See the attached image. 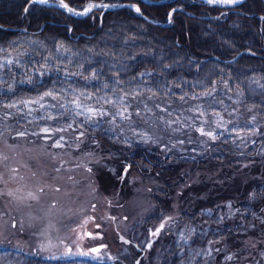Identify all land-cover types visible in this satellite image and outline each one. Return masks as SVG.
I'll return each instance as SVG.
<instances>
[{
    "label": "rangeland",
    "instance_id": "obj_1",
    "mask_svg": "<svg viewBox=\"0 0 264 264\" xmlns=\"http://www.w3.org/2000/svg\"><path fill=\"white\" fill-rule=\"evenodd\" d=\"M191 61V78L156 86L143 70L136 84L98 92L59 78L44 82L57 70L74 73L62 61L30 65L0 49V264H248V251L237 259L219 240L213 210L205 211L209 224L177 218L210 195L226 197L219 205L231 211L247 183L264 180V82L248 67L226 72ZM32 81L40 86L33 95L14 97ZM94 130L154 151L158 172L145 171L149 162L124 160L130 166L117 192L102 193L97 167L113 161ZM219 140L241 152L223 166L204 160L208 143ZM93 203L106 209L109 248L100 260L85 261L69 227ZM257 216L262 231L243 241L255 250L250 264H264V213Z\"/></svg>",
    "mask_w": 264,
    "mask_h": 264
},
{
    "label": "trees",
    "instance_id": "obj_2",
    "mask_svg": "<svg viewBox=\"0 0 264 264\" xmlns=\"http://www.w3.org/2000/svg\"><path fill=\"white\" fill-rule=\"evenodd\" d=\"M63 1L75 9L101 1L111 4L134 3L147 18L161 24L168 23V14L175 7H181L182 10H174L170 23L163 26L152 24L129 7L104 11L99 8L84 18H77L60 9L39 6L29 0H0V49H12L21 63H45L48 66L62 61L65 66L61 68L74 72L64 75L57 70L59 76L51 73L44 77L46 83H54L59 78L60 83L92 91H119L136 84L138 72L149 70L158 86L176 76L191 78L189 68L195 64L192 58L204 60L202 67L207 66V69L214 66L228 72L234 67L242 70L248 67V74L264 82L262 0H246L236 10L222 16V9L218 7L189 0H169L155 4L141 0ZM217 39L220 40L219 46L213 48L211 45ZM246 50L251 53L244 52ZM240 52L243 53L235 61L226 62ZM32 83L14 89V97L34 94L40 86ZM93 133L95 142L100 143L101 151L111 153L113 161L107 159L110 165L101 164L97 167L96 178L100 190L110 192L117 189L119 180L116 175L120 174L124 160L132 163L149 162L150 166L145 171L158 172L154 151L126 145L102 130H94ZM258 140L264 144L263 135ZM211 148L216 151H210ZM238 153H241L240 150L231 147L230 143L210 141L205 150L208 158L204 160H212L223 166L226 159ZM113 165H116V173L110 168ZM263 194L264 180L256 178L238 194L233 210L227 212L223 206L220 207L219 203L226 197L210 195L198 200L191 211L182 210L177 221L188 219L191 224H209L211 222L206 221L208 215L205 211L213 210L218 217L214 218L211 227L219 229V240L226 241L227 249L237 259L242 258L244 261L243 256L248 251L250 255L244 262L250 264L255 250L252 253L246 250L247 245L243 241L253 230L262 231V222L257 213H264ZM180 207L184 208L182 205Z\"/></svg>",
    "mask_w": 264,
    "mask_h": 264
},
{
    "label": "flooded vegetation",
    "instance_id": "obj_3",
    "mask_svg": "<svg viewBox=\"0 0 264 264\" xmlns=\"http://www.w3.org/2000/svg\"><path fill=\"white\" fill-rule=\"evenodd\" d=\"M99 213L100 210L93 203L92 209L88 212H83L78 222L74 225L76 226V232L73 242L76 245L78 253L83 256H93L90 255V247L100 244L105 237L100 231L103 229V225L100 223ZM98 227L100 228L97 229ZM68 251H71V247H68Z\"/></svg>",
    "mask_w": 264,
    "mask_h": 264
},
{
    "label": "water",
    "instance_id": "obj_4",
    "mask_svg": "<svg viewBox=\"0 0 264 264\" xmlns=\"http://www.w3.org/2000/svg\"><path fill=\"white\" fill-rule=\"evenodd\" d=\"M34 2H36L37 4H40V5H48V6H53V7H56V8H59V9H64L68 12H70L73 16H76V17H85L86 15H88L93 9H95L100 3L96 2L94 3L93 5H91L90 7L87 8V11H85L86 9L84 10H76V9H73L71 7H69L67 4L63 3V2H57L55 4H52V3H40L38 2V0H32ZM206 4L208 5H213V6H217V7H220V8H223V9H230V8H234V7H237L242 1H245V0H237V2H234V3H216V2H213V3H209L208 0H204ZM63 5H67V7H63ZM125 6H130V7H134L135 9H140L138 6L136 5H131V4H125ZM113 8V7H111ZM69 9H71V11H69ZM140 16H143L142 13H141V10L139 12H137Z\"/></svg>",
    "mask_w": 264,
    "mask_h": 264
},
{
    "label": "snow or ice",
    "instance_id": "obj_5",
    "mask_svg": "<svg viewBox=\"0 0 264 264\" xmlns=\"http://www.w3.org/2000/svg\"><path fill=\"white\" fill-rule=\"evenodd\" d=\"M38 2H40V3H46L47 0H38ZM208 2H209V3H213V2H216V3H220V2H223V3H234V2H237V0H208ZM62 6H63V7H67V5H63V4H62ZM69 11H71V9H69ZM85 11H87V9H86ZM136 11L139 12L140 9L137 8ZM169 17H171V13H169ZM49 94H50V93H45V95H49ZM44 131L47 132V129H44ZM208 135H211V133H209ZM54 146L60 147L61 145L59 144V142H57ZM160 227L163 228L164 225L161 224ZM159 230H160V229H157V232H158ZM154 234H155V233H154Z\"/></svg>",
    "mask_w": 264,
    "mask_h": 264
},
{
    "label": "bare ground",
    "instance_id": "obj_6",
    "mask_svg": "<svg viewBox=\"0 0 264 264\" xmlns=\"http://www.w3.org/2000/svg\"><path fill=\"white\" fill-rule=\"evenodd\" d=\"M29 2H32V3H34L32 0H29ZM220 3H223V2H220ZM168 17H169V14H168ZM149 20H151V23L152 24H155V25H168V23H164V24H161L160 22H158V21H155L154 19H150L149 18ZM247 68V67H246Z\"/></svg>",
    "mask_w": 264,
    "mask_h": 264
}]
</instances>
